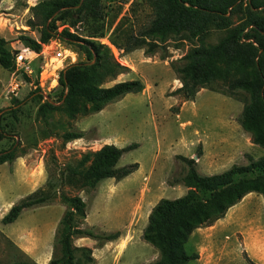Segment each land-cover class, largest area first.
Returning <instances> with one entry per match:
<instances>
[{"label":"rangeland","instance_id":"374dc122","mask_svg":"<svg viewBox=\"0 0 264 264\" xmlns=\"http://www.w3.org/2000/svg\"><path fill=\"white\" fill-rule=\"evenodd\" d=\"M39 1L0 0V36L7 41L11 51H22L26 47L21 40L23 36L40 42L39 32L27 26L32 16L30 9ZM105 6L109 11L107 38L91 40L108 44L116 59L131 69L109 85L124 80H141L145 85L144 94L127 95L100 113L78 116L74 120L63 112L56 113L53 127L59 137H53L38 117V109L48 101H60L63 93L59 85L60 73L70 65L86 61L84 48L54 38L52 40L59 45L57 49L71 54L73 60L56 62L54 50L46 59L33 58L27 73L9 72L0 66V133H3L0 152L13 148L17 156L15 160L28 159L17 172L8 168L0 170V198L12 202L13 206L41 195L51 198L43 206L23 211L11 228H5L0 222V264L20 261L48 264L55 254L60 255L55 238L66 210L61 194L81 196L86 202L87 219L78 221L80 228L103 237L115 233L121 235L115 241L75 237L74 246L92 250V264H154L159 259V252L144 242L142 236L152 209L161 199L175 200L188 192L182 181L188 168L178 157L188 158L191 154L197 157L201 151L202 146L193 140L195 128L214 125L219 113L223 116L233 114L236 118L240 112L238 107L244 106L235 99L202 89L194 102L181 107L173 93L182 83L171 63L186 55L194 44L170 41L167 48L169 58L165 60L162 52L153 57H147L144 50L124 55L111 45L109 37L121 20H124L125 27L137 33L141 27L149 25L152 10L145 0H107ZM57 26L58 32L67 27L61 22ZM71 32L76 30L71 28ZM78 33L86 36L82 29ZM219 37L213 36L210 43H216ZM42 78H45L43 88L40 87ZM16 85L19 88L13 90ZM15 100L23 103L17 106ZM68 130L84 131L86 136L64 143L60 137ZM187 133L190 137L186 136ZM107 144L119 148L139 144V148L126 153L119 163V167L138 163L139 169L120 182L108 179L94 191H83L79 183H75L80 181L79 178L69 169L84 172L91 166V162L82 163L84 156ZM260 149L263 154L253 153L257 159L264 156V149ZM13 162L8 163L10 167ZM227 167L211 171L203 164L201 174H221L229 170H224ZM11 173L16 174L12 181ZM176 181L179 184H175ZM247 205L253 207L248 213ZM242 206L213 226L194 232L186 250L189 254H198L199 259L188 264H249L248 258L264 264V201L248 198ZM21 230L25 235L19 240L14 233ZM22 240L29 245H20ZM42 257L45 260H41ZM82 263L86 264L85 261Z\"/></svg>","mask_w":264,"mask_h":264},{"label":"trees","instance_id":"16d2710c","mask_svg":"<svg viewBox=\"0 0 264 264\" xmlns=\"http://www.w3.org/2000/svg\"><path fill=\"white\" fill-rule=\"evenodd\" d=\"M106 1L40 0L30 9L32 16L27 26L39 32L40 42L23 36L21 40L25 48L41 51L42 44L59 38L82 46L86 53V61L70 65L60 73L59 85L63 93L59 104L48 101L38 109V117L53 137H59L53 127L54 114L63 112L72 120L78 116L94 115L127 95L141 94L145 90L141 80L109 85L131 69L116 59L108 44L91 40L107 38L109 11ZM145 2L153 13L149 25L141 27L136 33L125 27L124 20H121L109 37L111 45L124 55L144 50L147 57H153L162 52V59L165 60L169 58L167 48L170 41L194 44L186 55L171 63L177 79L182 83L173 95L178 97L181 107L186 102H194L202 89L243 103L239 123L251 134L252 143L264 149V0ZM58 22L67 26L61 32H58ZM71 28L76 32L72 33ZM80 29L86 32L85 37L78 33ZM215 35L220 37L212 44L210 40ZM15 53L0 36V66L3 69L15 71ZM22 103L18 100L14 102L17 106ZM85 136L84 131L68 130L60 138L68 143ZM137 148L139 144L124 148L107 144L84 156L83 164L91 162L84 172L78 173L73 168L69 170L79 178L80 181L75 183H79L83 191H94L105 180L120 182L135 173L140 167L138 163L124 167H119V163L126 153ZM197 155L200 159L202 153ZM16 157L13 148L0 152V166L12 163ZM178 158L188 168L182 180L188 192L175 200L161 199L152 209L142 236L144 242L159 252V259L154 264H188L199 259L198 254H189L186 250L196 230L211 227L225 218L232 207L251 193L264 198V156L255 160L247 155V165H233L229 170L211 176L198 171L196 160L183 156ZM50 200V197L41 195L14 205L2 223L13 224L23 211L43 206ZM61 201L66 210L55 238L60 255L55 254L48 264H83V261L92 264V250L74 246L73 239L115 241L121 235L115 233L103 237L80 228L78 221L87 219V204L81 196L61 194ZM248 263L256 264L249 258ZM10 264L37 263L20 261Z\"/></svg>","mask_w":264,"mask_h":264},{"label":"crops","instance_id":"0c3cea01","mask_svg":"<svg viewBox=\"0 0 264 264\" xmlns=\"http://www.w3.org/2000/svg\"><path fill=\"white\" fill-rule=\"evenodd\" d=\"M124 81H126V80H124ZM124 81H119V82H124ZM144 93H145V91L141 94H144ZM220 95H222V94H220ZM186 103H188V102H186ZM186 103H184V104H186ZM238 108H240V112L238 113L236 118L233 114H230L229 116H223L222 113H219L220 115L215 120L214 125L211 124L210 126H204V127L199 126L198 128H195L193 140H195V142H197V144L202 146V149L200 151L202 153V156L200 159H196V161L198 160L197 165H198V171L200 173H201V166L203 164H206L207 167L211 171H213L216 168H219L221 166L227 165L228 167L224 169V170H226V169H230L233 165H239V164H237L238 163L237 161H239L240 165H247L248 164L247 155H250L255 160H257V157H255L253 155V153L256 152V153L263 154V150H261L259 146L252 143L251 134L246 132L241 127V125L239 123V119H240V116L242 114L243 107L242 108L238 107ZM188 134L189 133H187L186 136L190 137V135H188ZM196 156L198 157V155H196ZM192 157H194V154H191L188 158H192ZM27 160H28L27 158H25V159L17 158L13 162V165H11V167L8 163H5V164L1 165L2 167L0 168V170L2 171L4 169L8 168L9 170L14 169L17 172L21 169V164H23V163L25 164V162ZM228 164H230V165H228ZM15 175H13V173L10 174V176H11L10 180L11 181L13 179H15V177H14ZM113 180L114 179H112V181ZM23 186H25L27 189L30 188L29 185H23ZM41 186H42V184L39 185V188ZM254 196H257V197H254ZM248 198H252V199L256 198L258 201H261V202L264 201V198L261 195L256 194V193H251V194L247 195L239 204L232 207L228 211V213H230L232 210L242 206V203L244 201H246ZM12 207H13L12 202L7 203L6 201H4L3 198L2 199L0 198V222L2 221L4 216L10 211V209ZM242 207H244V206H242ZM246 207H247L246 213L249 212L248 210L253 208L252 206L248 207V205ZM244 217L245 216H241V218H244ZM17 221L15 223H17ZM15 223L5 225V228H11V226L14 225ZM7 230H12V229H7ZM24 235H25L24 230L23 231L21 230L20 232L14 233V236L19 240ZM19 243H20V245H29V243L27 241H23V240ZM38 254H41V253H38ZM41 260H45V257H42ZM251 261H253V260H251ZM258 262L259 261H257L256 264H259Z\"/></svg>","mask_w":264,"mask_h":264},{"label":"built area","instance_id":"2783aa9c","mask_svg":"<svg viewBox=\"0 0 264 264\" xmlns=\"http://www.w3.org/2000/svg\"><path fill=\"white\" fill-rule=\"evenodd\" d=\"M57 47H59L58 42L56 40H51L50 43L42 44L41 51H33L29 48H24L22 51H17L14 54V62H15L16 69L13 73H17V72L27 73L28 70L30 69V64L33 62L32 60H34L33 58L46 59L50 55V53L54 50H55V54L53 57L56 62L64 61L68 59L73 60L74 57H72L71 54H66L65 50L57 49ZM44 81H45V78H42L40 82L41 88H43L44 86V83H43ZM17 88H19V85H16V87H14L13 90H16Z\"/></svg>","mask_w":264,"mask_h":264},{"label":"water","instance_id":"95a60500","mask_svg":"<svg viewBox=\"0 0 264 264\" xmlns=\"http://www.w3.org/2000/svg\"><path fill=\"white\" fill-rule=\"evenodd\" d=\"M198 159V157H194V160Z\"/></svg>","mask_w":264,"mask_h":264}]
</instances>
